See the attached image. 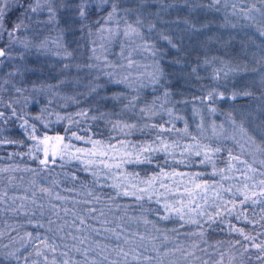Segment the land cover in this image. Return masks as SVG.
Here are the masks:
<instances>
[{"label": "snow or ice", "instance_id": "6c2138e0", "mask_svg": "<svg viewBox=\"0 0 264 264\" xmlns=\"http://www.w3.org/2000/svg\"><path fill=\"white\" fill-rule=\"evenodd\" d=\"M150 2L160 4V9L155 12L146 9L145 5ZM260 3L264 4V0H260ZM221 5L224 10L231 6L233 10L232 14H237L235 0H207L206 3L205 0H170L167 3L165 0H24V2H21V0H0V41L4 39L5 34L7 35V43L0 46V68H3L6 63L11 61H23L22 64L13 66L14 71H9L7 78H0V90H3V85L11 84V90L23 97L25 108L29 101L34 99L33 93L36 95L51 94V96H57L60 94L59 89L65 85L75 87L82 84L86 91L78 92L77 95L84 96L85 98L91 96L90 104L99 105L100 108H103L104 104L109 101L114 106L117 102L127 101L119 112L99 111L98 115L94 114L89 117L88 111L90 109L81 108L75 113L76 116L92 121H104L110 125L111 131L122 137L117 143H111L112 140L116 139V136L110 135L109 142L105 143L103 140L92 139L91 136L84 137L78 135L76 132H72L68 143H64L65 137L60 135L51 137L45 134L43 138H38L35 135L36 125L34 123L29 125L27 119L18 116L16 108L12 103L4 104V107L10 109V115L0 110V124H7L12 117L22 120L20 127L24 130L27 138L36 141V144L33 145L35 152H43V158L34 156L31 151L29 152L30 157L36 159L41 166L47 167L50 163L55 164L57 156L64 163H70L74 160L79 161L84 165V171H91L89 165L99 163L105 169H108V176L112 178V183L106 186L114 190L115 195L113 199L116 197H131L136 202L146 200L149 203L160 205V208L154 210L160 220L182 222L179 224L180 227L195 225L196 230L185 233V235L198 236L205 244H207V240L203 238L207 231L209 229L212 231L216 230L213 225H227L230 235L236 233L243 238L242 241H229L233 246L235 244L240 245L238 251H240L241 256L248 252L249 246H251L257 251L255 259L260 264H264V158H258L255 153H249V155H252L251 163L246 159H241L244 155V143H249L254 147L255 152L264 156V121H262L260 126V138L257 140L253 135L249 134L243 120L237 124L231 113H229V119L234 127L232 134L227 138L239 144L241 153L233 155V150L229 148L225 161L226 166L218 168L215 159L218 158L217 154L222 151V147L220 145L213 147L210 144L202 145L200 143L198 135H203V124L197 125L198 132L196 135L188 130V122L186 120L184 121L183 129L176 128L175 121L182 120L183 117L175 116L172 108H165L164 106L172 96L170 88L173 84L178 85L182 81L187 83L185 78L192 75H195L197 79H201L197 73V67L200 65L191 66L189 71L190 62L186 57L195 48H202L206 45L207 38L202 40L200 36L212 25L213 21H201L198 16L193 18V14L199 10L219 12L221 11V7L218 6ZM180 7L187 8V13L183 19L178 15L175 20H166L161 15V13H167L169 9H179ZM239 12L244 17L253 20L256 18L250 14L253 12L259 13L261 17L259 23L264 24V9L256 8L255 3L247 11L241 8ZM40 13H46V19H39ZM96 13L104 14L99 15V18L93 20L92 17ZM130 15L134 17V20L131 22L129 19ZM149 17H154V19ZM121 21H123V28H121ZM157 21L160 24L176 25V28L173 30L180 34L174 39L172 36L166 34L165 29L157 28ZM33 22L37 27L32 28L31 37L28 35H17L18 33H27ZM40 25H44L45 28L51 25V28L47 30L49 32L55 31V38L47 35L42 36L41 34L45 31V28L39 27ZM180 25H183V27L181 28ZM228 25L229 21L226 13L224 23L220 26ZM94 26L96 28L95 32H93ZM235 26L234 24L231 25V27ZM145 27L149 33L155 31V34L166 42L167 48L162 51L156 47L155 43H148L142 31V28ZM258 31H260L261 35H264V27L258 28ZM77 32L85 33L90 38L91 45L96 44V40L91 39L93 36L98 37L101 41L107 40L109 43L116 41L121 36L123 37V41H128L131 44H136V39H139L142 43L128 51L126 55L125 50L127 45L122 41L120 44V57L117 62L107 59V56L104 55L107 49L103 44L100 46L102 50L100 54H98L97 48L93 46L90 48L91 55L88 57V60H103V67L100 64L93 63L73 64L64 62L58 72L53 74L52 70L55 69L56 65L48 61L46 66L45 62L40 61L39 58L51 55L60 61L71 60L73 51H69L68 47L64 44V36L66 34L75 35ZM186 40L189 42L188 44H185ZM50 44L55 45L58 49L62 48L63 52L53 51L49 47ZM16 48L23 51L17 54L14 51ZM139 50L149 52L152 57L156 58L153 60L154 71L148 73V83L143 82L139 77L130 80L133 72L129 70H135L142 66L132 57V52ZM166 53H171L172 57L167 61V67H164L161 65V59H163ZM30 55L36 57L35 66H31L27 60V57ZM261 59L264 60V57H261ZM197 60H199V56H197ZM210 62L208 58L203 60L204 65ZM73 67L77 70V73L88 69L89 71L85 75L91 78L87 82H84V76L77 75L69 79L66 75H60V73H66ZM93 68H100L103 75L107 76L108 79L102 83H96V81L100 80V74H93L90 71ZM106 69H112V71H106ZM219 71L218 69L213 70V79H219ZM28 73L33 75L47 73L48 78L41 79V75H36V80L32 81L31 87L18 86L12 80L13 77L19 74L21 77L20 84H23V79ZM48 79H55L57 82L49 83ZM149 84L153 86L159 85L160 90L163 91L162 97H159L162 103L157 105L156 100L153 99L151 103L144 101L143 107L138 108L136 101L141 98V89L148 87ZM110 85H124L125 88L131 89L135 95H127L124 92L114 91L109 87ZM153 91H156L155 87H153ZM108 92H112L113 94L108 95ZM236 95L237 93L234 92L232 98H235ZM243 95L247 96L251 95V93L244 91ZM214 96H219L221 99L224 98L222 92L213 90L208 92L207 99L212 100ZM65 99H71L73 102L79 103L75 96L66 97ZM19 102L20 100L17 98L16 103ZM179 102L177 101V103ZM184 102L186 103L187 101ZM3 103V99L0 97V104ZM48 103H51V99L48 100ZM47 110L46 107L41 108V115ZM21 111H23V108ZM124 111L131 112L139 120L137 122H130L124 119H112L113 115L119 117ZM210 111L215 113L216 108H211ZM162 113L166 114L169 119L166 121L161 120L158 123L152 122L153 117L161 116ZM33 119L41 120V116H35ZM64 119V117L57 115V121ZM67 120L69 126L73 123L79 124V121L73 119L72 114H69ZM165 124L171 125V127L166 128L164 127ZM220 127L223 128V125ZM29 128L31 132H29ZM68 130V128H65L66 133ZM145 130L149 132L155 130L154 139L151 141L144 139L139 142L125 139L132 136L135 132H144ZM213 130L215 131V127ZM83 131H91V125L83 129ZM2 132L3 128H0V133ZM165 132L182 133L183 136L193 140L195 144L181 146L180 141L182 137L180 136L172 137V142L169 143V138L162 135ZM237 135H239L240 139H237ZM72 139L84 140L85 143L91 144L92 147L89 149L77 148L72 145ZM50 141L54 142L51 149L49 147ZM241 141H244V143H241ZM0 143L22 145L24 141L4 138L0 139ZM41 145H43V148H41ZM69 149H74V151L70 152ZM160 155L163 156L162 163L156 159ZM50 156L51 159H49ZM92 156L100 157L99 161L83 158ZM192 156L201 157L199 163L210 166L211 172L207 171V167L201 171L185 172L173 166L175 164L191 167L194 163L191 159ZM66 157L67 159H65ZM234 161L235 163H233ZM257 163L260 165L259 168L253 166ZM126 165L153 167H144L140 171H128L125 168ZM240 165H243V167H240ZM165 166H167L168 170H165ZM112 169L116 171H112ZM141 171L145 173L144 177H141ZM149 172L152 174L149 175ZM237 172L243 176V180H239L238 182L236 177ZM91 174L93 177H97L98 175L96 171H91ZM205 175L219 177V179L204 180L202 178ZM72 179H76V177L73 176ZM166 180L169 182L165 183ZM225 181L233 182L226 185ZM41 191L49 192V189L42 188ZM56 199H62L58 193L56 194ZM246 206L252 209L251 218L248 215ZM39 207L43 208V205H39ZM140 207H143V204H140ZM23 208L24 205L21 204L20 209ZM33 215H35V212H33ZM233 217L237 221L253 225V229L246 232L244 227H237L232 224ZM80 222L83 224L84 221L81 219ZM48 223L51 225L54 222L49 219ZM144 223H152L153 228L161 231V229L157 228L155 221L145 219ZM205 224L208 225L207 229L204 227ZM255 225H259V228L257 229ZM35 226L43 228L44 224L37 223ZM171 231L178 232V228L173 226ZM27 235L30 238L32 237V233H27ZM116 238H120L119 234H116ZM35 239L39 243L35 244L33 249L26 255H20V249L0 252V264H20L21 260H23V264H57L55 259L49 261L46 255V250L50 249L52 252H55V248L48 244L46 238L36 236ZM140 239L143 240V237H140ZM243 241H248L249 244ZM125 243H127V239H125ZM218 243H223V241ZM41 244L44 245V248L40 247ZM106 248L107 246L97 253V256L100 257L99 259L89 262L87 251H85L83 253L84 260L79 262L74 261L72 264H121L119 259H109L111 253L103 254ZM192 249V251L187 252V256L193 258L190 264H195L196 261H199V264H224L225 253L223 251L217 250L215 253H209L208 248H200V245L197 243L192 244ZM195 249H199L208 258L205 259L204 256L196 255ZM177 250L180 249L178 248ZM76 251L79 252L80 249L77 248ZM129 252H135V249L124 251L119 245L112 249V253L122 258L124 264H128L127 257ZM61 255L67 257L68 254L64 252ZM132 259L139 261L140 255H133ZM143 259L145 261H152L154 258L144 256ZM231 259L232 257H229V261ZM248 259H252V257L249 256ZM61 264H70V262L68 259H64Z\"/></svg>", "mask_w": 264, "mask_h": 264}, {"label": "trees", "instance_id": "16d2710c", "mask_svg": "<svg viewBox=\"0 0 264 264\" xmlns=\"http://www.w3.org/2000/svg\"><path fill=\"white\" fill-rule=\"evenodd\" d=\"M24 2V0H21ZM170 2V0H165ZM207 0H205V3ZM237 4V14H232V8L229 6L226 10L223 9L219 12H209L207 10H199L193 14V18L199 17L201 21L212 20V25L201 34L200 39H206L207 43L204 47H197L191 51L190 55L186 59L190 62L189 71L191 66L200 65L197 67V73L201 79H197L195 75L188 76L185 79L187 83L183 81L180 84H173L170 88L172 96L168 103H165V108H172L175 116H182V120H176V128L183 129L184 121L188 122V130L194 135L198 131H193L194 127L198 125V121L204 119V116L209 113L211 108H216L217 114H226L230 109H234V113L237 115L243 111H247L246 114L249 122L248 124H259L261 126L264 121L263 112H260V107L264 106V35H261L258 28L264 27V24H260L261 17L259 13H251L255 16V20L246 18L240 14L239 9L247 11L248 8L255 3L256 8L264 9V4L260 3V0H235ZM161 5L158 3H148L145 8L149 11H158ZM187 13L186 7L172 8L167 13H161L166 20H175L179 15L183 19ZM228 15V26H220L224 23V16ZM104 13H96L92 19L99 18V15ZM35 15V14H31ZM46 13H40L39 19H46ZM147 15V13H145ZM154 19V17H149ZM130 22L134 20V17L130 15ZM27 23V21H26ZM236 25L231 27V25ZM37 27L34 22L27 33H18L17 35L32 36V28ZM39 27L45 28L44 25ZM182 28L183 25H180ZM51 28L48 25L45 31L41 34L55 38L56 32H49L47 29ZM121 28H123V21H121ZM157 28L165 29L166 34L172 36L174 39L180 33L174 31L176 25L173 24H160L157 21ZM96 31L95 26L93 32ZM145 35V39L148 43H155L157 48L162 51L167 48L165 41L161 40L159 36L153 33H149L147 28H142ZM86 32V30H85ZM83 37V38H81ZM91 39L96 40L95 45L90 44V38L85 33L77 32L75 35L66 34L64 36V44L68 47L69 51H73V57L68 61H60L54 56H41L39 59L42 62L51 61L56 65L53 69V74L58 72L64 62L68 63H93L100 64L103 67L104 61L88 60L91 55L90 48L96 47L98 54L101 53V44L107 49L104 55L107 56L109 61L117 62L120 57V44L123 41V37L117 38L116 41L109 43L107 40L101 41L98 37L93 36ZM135 39V38H134ZM127 47L125 54L128 51L141 44L142 41L136 39V44H131L128 41H123ZM7 43V35L2 41L0 46ZM189 42L186 40L185 44ZM49 47L53 51L63 52V49L56 48L55 45L50 44ZM15 53L23 51L22 49H15ZM199 56V60H197ZM132 57L136 60L141 67L135 70H129L133 72L132 79L139 77L145 83H148V73L154 71L153 60L149 52L142 50L132 52ZM172 54L166 53L161 59V65L167 67V61L171 59ZM215 57V59H213ZM208 58L211 62L207 65L203 64V60ZM27 60L31 66H35L34 62L36 57L30 55ZM23 63V61L15 60ZM218 69L219 79H213V70ZM89 70L84 69L77 73V70L73 67L66 73H60L61 76L66 75L69 79L76 77L77 75L84 76V82H87L91 77L85 75ZM93 74L99 73L100 80L96 83H102L108 79L103 75L100 68H93L90 70ZM106 71H112V69H106ZM9 72V71H8ZM227 73V75H225ZM2 75H7V72L2 71ZM36 75L28 73L23 79V84H20L21 77L17 74L16 82L18 86L31 87L32 81L36 80ZM47 73L41 75V79H47ZM49 83H56L55 79H48ZM163 82V81H162ZM111 89L117 92H124L127 95H135L131 89L125 88L124 85H110ZM153 87L156 91H153ZM59 95L51 96L32 94L34 99L30 100L33 105L26 110L24 108L23 97L19 94L15 96L11 92L1 91L0 97L3 99V104H0V110L5 111L10 115V109L4 107V104L12 103L16 108L17 115L27 119L29 125L35 124V135L38 138H43L46 135L64 136V142L68 143L72 132H76L78 135L88 137L92 139H100L109 142V136H116L115 140L111 143H117L120 137L117 133L111 131L110 125L104 121H92L87 118L76 116L75 113L81 108L90 109L88 116L99 114V111L106 112H119L123 107V104L127 101L117 102L115 106L112 102H106L103 108L99 105H91V96L85 98L84 96L77 95L78 92L86 91L83 85L72 86L65 85L60 88ZM215 90L216 92H222L224 98L214 96L212 100L207 99L209 91ZM66 92V95L61 94ZM244 91H248L251 95H243ZM237 93L235 98H232L233 93ZM141 98L136 101L138 108L143 107L144 101L151 103L153 99L156 100L157 105L162 103L159 97H162L163 91L160 90L159 85H150L141 89ZM27 95V93H25ZM112 92H108V95H112ZM75 96L79 103L73 102L71 99H65L66 97ZM53 97V101L48 103V100ZM17 98L20 102L16 103ZM203 98V99H201ZM177 101H180L177 103ZM184 101H187L186 103ZM38 102V103H37ZM23 104V105H22ZM47 108L48 110L41 115L39 108ZM23 108V111L21 109ZM137 108V110H138ZM38 109V110H37ZM162 111V110H161ZM27 113V115H25ZM198 113V114H197ZM72 114L73 119L79 121V124L73 123L69 126L67 117ZM185 114V116H184ZM57 115L64 117V120L57 121ZM41 116V120H34L33 117ZM215 116V115H214ZM237 119L238 117L235 116ZM113 120L124 119L130 122H137L138 117L133 116L131 112L124 111L121 116L112 117ZM169 117L166 114L153 117L152 122L158 123L161 120H168ZM215 120H218L215 117ZM22 120L12 117L7 124H0V128H3V132L0 133V139H12L23 140L24 143L20 144H4L0 143V252H6L8 250H14L18 247L21 239L28 237L27 233H32L31 239L36 236L46 238L55 248V252L50 249L46 250V254L49 255L50 260L57 259L59 264L64 259H68L70 264L72 262H79L84 260L83 253L87 251L88 261L91 262L94 259H99L97 253L101 252L107 246L106 251L103 254H109V259H119L121 264H124L122 258L117 257L115 253H112V249L118 245L123 248L124 251L129 249H135V252H129L127 257L128 264H190L193 258L187 256L188 245L191 242L198 241L200 248H208L209 253H215L217 250H226L216 247L217 240L220 239H232L236 237L240 239V236L234 233L236 236L227 234V231L221 226L226 225H213L216 229L212 231L209 229L205 235L207 238V244L203 243L200 237L185 235L190 231L196 230L195 225H187L180 227L175 220L163 221L159 219V216L154 211L160 208V205L155 203H149L148 201L136 202L131 197H116L113 199L114 190L107 187V184L112 183V178L108 176V169H105L103 165L94 163L89 165L91 171L98 173L97 177H93L91 171H84V165L79 161H71L70 163H64L56 158L55 164H49L47 167L41 166L36 159L30 157L31 151L34 156L43 158V152H35L33 145L36 141L29 140L24 130L20 127ZM44 123L48 124L44 127ZM89 125H91V131H83ZM164 127H171V125L165 124ZM256 126H254L255 128ZM51 128V129H47ZM65 128H68V132H65ZM29 132L31 129L29 128ZM164 137L169 138V143L172 142V137L180 136L181 146L186 144H195L189 137L183 136L182 133H163ZM155 130L149 132H135L132 136L125 139H129L132 142H139L144 139L151 141L154 139ZM200 136V135H198ZM221 138H212L209 144L213 147L220 145L222 151L217 154L218 158L215 159L218 168H224L225 161L227 159V151L229 148L228 142ZM72 145L77 148H91V144L85 143L84 140H71ZM43 148V145H41ZM74 151V149H70ZM69 150V151H70ZM233 154L235 153L234 149ZM94 157V156H93ZM96 157V156H95ZM100 158V157H99ZM51 159V156L49 157ZM67 159V157L65 158ZM157 160L163 161V156H157ZM191 159L194 163L191 167H184L183 165H173L178 170L185 172L201 171L207 167V171L211 172V167L199 163L201 157L192 156ZM171 163V162H170ZM63 165V167H61ZM153 166H137L126 165L125 168L128 171L137 170L141 168ZM165 170H168L165 166ZM149 175L152 173L149 172ZM141 177H144L145 173L140 172ZM75 176L76 179H72ZM107 177V178H106ZM219 177H210L205 175L204 180H216ZM98 181V182H97ZM49 189V192H42L41 189ZM163 191V189H161ZM62 199H56V194ZM35 201V203H33ZM23 204L24 208L20 209V205ZM143 204V207H140ZM39 205H43L40 208ZM247 208V207H246ZM19 209V210H17ZM94 209V211H93ZM248 215L251 218L252 209L247 208ZM258 211V208H257ZM35 212V215H33ZM43 213V215H41ZM51 219L54 223L49 225L48 221ZM81 219L84 221L81 224ZM155 221L159 223L157 228L161 231H157L153 228L152 223H144V220ZM31 221V223H29ZM232 221H235L232 219ZM37 223L44 224L43 228L36 227ZM173 226L178 228V232H172ZM237 227H244L245 231H251L253 225L237 222ZM204 227L207 229L208 225ZM258 229L259 225H255ZM51 229V230H49ZM223 229V230H222ZM114 230V231H113ZM116 234H119V239L116 238ZM143 237V240L140 239ZM167 237V239H165ZM205 237L203 239H205ZM235 238V239H236ZM127 239V243H125ZM246 244H249L246 241ZM7 246V247H5ZM41 248H44L40 245ZM80 249L79 252L76 249ZM180 250H177V249ZM48 252V253H47ZM66 252L68 255L64 257L61 253ZM25 255V254H23ZM133 255H140V260H133ZM196 255L204 256L207 259V255L196 249ZM257 255L256 249L249 246L248 252L244 253L239 259L234 260L237 264H259L260 262L255 259ZM144 256H151L154 259L152 261H145ZM251 256L252 259H248ZM36 258V257H34ZM41 259V258H38ZM23 263L21 260L20 264ZM195 264H199L196 261Z\"/></svg>", "mask_w": 264, "mask_h": 264}, {"label": "rangeland", "instance_id": "374dc122", "mask_svg": "<svg viewBox=\"0 0 264 264\" xmlns=\"http://www.w3.org/2000/svg\"><path fill=\"white\" fill-rule=\"evenodd\" d=\"M16 49H19V48H16ZM16 64H21V62H17ZM14 65H15L14 62H8V63H6V65L3 68H0V78H7V75H4V76L2 75V71L3 72H7V73H8V71H14V67H13ZM131 79L132 78H130V80ZM12 80L14 82H16V78L13 77ZM16 83L18 85V82H16ZM60 90L61 89H59V91ZM1 91L11 92L15 96H17L16 94H18V93H15L14 91L11 90V84L3 85V90H1ZM61 94L66 95V92L63 91ZM52 101H53V97L51 98V102ZM30 103L31 104L27 105L26 108L24 107L26 110L28 109V107L30 108L33 105L32 103H34V102H30ZM260 109H261L260 112H263V115H260V116L264 117V106H261ZM38 111L40 112V108H39ZM234 111H235V108L228 110L227 112H225L226 114H224V113H222V114L214 113L215 116L213 114L209 113L208 115L204 116V119H202L201 121H198V124H201V123L203 124V135L202 136H198V139L200 140V143L202 145L203 144H209V142H207V141H209L212 138H219V137L221 138V136H219V135H222L223 139L228 142L229 146H231L232 149H234L235 153L233 155H239L241 153V148H240L239 144L235 143L232 139H228L227 138L229 135L232 134L233 127H234V125L232 124V122L229 119V113H231V116L235 119L237 124L240 123L241 120H243L244 121V126H245L246 129H248L249 134L253 135L257 140H259L260 135H261V127H260V125L257 124V123L256 124H251V125L248 124L249 120H248L246 114H249V113L247 111H243V112H241V113H239L237 115L234 113ZM184 116H185V114H184ZM235 116H237L238 119ZM215 117L218 120H215ZM45 125H48V124L44 123V127H45ZM221 125H223V128L220 127ZM254 126H256V127L254 128ZM214 127H215V131L213 130ZM47 129H51V128H47ZM193 131H198L197 130V126L194 127ZM48 136L54 137L53 135H50V134ZM237 139H240L239 135H237ZM64 143H66V142H64ZM241 143H244V141H241ZM53 144H54L53 141L49 142L50 149H51ZM61 147H63V145H61ZM71 151L72 150H70V152ZM249 153H255V155L258 158H264V156H261L260 153L255 152L254 147H252L249 143H244V155L241 157V159H246V160L249 161V163H251L252 162V155H249ZM83 158L84 159H92L94 161H99V159H100L99 157H95V156L94 157L93 156L92 157H83ZM233 163H235V161ZM253 166L256 167V168L260 167V165L258 163L254 164ZM240 167H243V165H240ZM112 171H116V170L112 169ZM236 177H237V182L239 180H243V176L239 172L236 173ZM218 179L219 178H217L216 180H218ZM168 182L169 181H167V180L165 181V183H168ZM232 182L233 181H225L224 183L227 185L228 183H232ZM232 219L235 220V221H232V224H234V225H236L237 222H240V221H237L235 219V217H233ZM156 224L159 225V223H156ZM221 228L225 229L227 231V234L230 235L229 232H228V226L227 225L226 226H221ZM232 235L236 236L234 233H232L231 236ZM236 237H234V238L231 237L232 239H220V240H217L218 242L223 241V243H217L216 247L222 249V246H223V249L226 250L225 258H224V264H237L240 261L239 260V261L234 263V260L239 259L241 257V253H240V251H238V249H240V245L239 244H235L233 246L231 243H229V241H236V240H241L242 241L243 240L242 237H240V239H237ZM205 240H207L206 237H205ZM47 242H48V244L51 245V243L49 241H47ZM243 242L246 243V241H243ZM37 243H39V241L36 240L35 238L31 239L29 236L28 237L25 236V238L21 239V241L19 242V245H18V247L16 249H20V253H19L20 255H23V254L26 255L28 252H30L33 249L34 245L37 244ZM193 243H197L198 244V241L191 242L190 245H188L186 247V248H188L187 251H192L193 250L192 249V244ZM41 246L44 247L43 244H41ZM195 251H196V249H195ZM46 255L48 256L49 261H51L49 255L48 254H46ZM229 257H232L231 261H229ZM55 260L57 261V264H59L58 260L57 259H55ZM243 262H244V264H246L248 261L246 262L244 260ZM253 264H255L254 261H253Z\"/></svg>", "mask_w": 264, "mask_h": 264}]
</instances>
